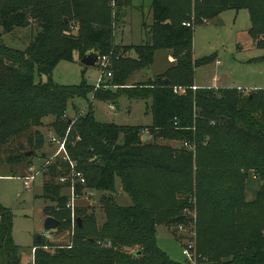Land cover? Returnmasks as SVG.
I'll return each instance as SVG.
<instances>
[{
    "label": "trees",
    "instance_id": "16d2710c",
    "mask_svg": "<svg viewBox=\"0 0 264 264\" xmlns=\"http://www.w3.org/2000/svg\"><path fill=\"white\" fill-rule=\"evenodd\" d=\"M109 1L0 0L4 33L34 24L37 28L24 52L5 46L0 35V161L11 167L30 165L45 144L40 128L51 117L55 136L66 139V151L86 180L78 185V194L86 189L115 193L119 179L132 202L120 206L109 198L102 226L86 207H78L71 244L49 245L46 251L45 239L37 238L35 264H192L187 259L173 261L157 245L156 234L160 226L190 227L186 212L193 209L194 199L199 218L197 264H224V259L231 264H264V187L254 202H248L244 185L252 173L264 180V90L246 94L225 89L223 99L212 89H194L195 68L201 63L194 60L195 28L184 25L198 26L204 19L209 23L227 10L247 11L250 36L264 49V0H153L151 41L136 47L135 57L113 42L116 19ZM113 2L115 8L123 5L122 0ZM72 24L78 26V35L71 34ZM93 48L111 63L104 72L112 76L100 88L115 87L130 98L152 96V126L101 124L92 115H78L71 125L72 99L94 93L108 100L110 92L36 82V67L40 74H51L61 61L73 62L77 54L82 60ZM159 50L171 52L174 66L154 80L128 86L133 73L153 65ZM197 106L208 109L207 120L199 123L201 137L194 124ZM146 132L153 143L143 142ZM158 140L203 144L195 157L187 147L161 146ZM42 171L50 178L44 198L55 204L45 208V217L59 220V229L71 230V210L66 207L70 184L59 183V178L70 177V164L54 157ZM223 232L227 237L218 239ZM99 241H111L112 247H102ZM127 247L138 250L128 254ZM0 264H23L13 238V216L2 205Z\"/></svg>",
    "mask_w": 264,
    "mask_h": 264
},
{
    "label": "rangeland",
    "instance_id": "374dc122",
    "mask_svg": "<svg viewBox=\"0 0 264 264\" xmlns=\"http://www.w3.org/2000/svg\"><path fill=\"white\" fill-rule=\"evenodd\" d=\"M109 2L113 10V18L116 19L113 42L115 46L129 48L131 50L129 55L135 57L136 47L150 43V29L154 22L153 0H122L123 5L119 8H115L113 0ZM116 13L117 17H115ZM206 21L204 19L198 26L193 23L194 60L201 63L195 68V85L201 89H212L214 93L221 94L223 99L225 89L245 91L246 94L264 90V49H259L250 36L249 13L227 10L209 23H205ZM36 31L34 24L26 29H16L13 34H7L0 25V35L4 45L20 52L28 48ZM78 33V26L72 24L71 34L78 35ZM169 56L172 54L168 50L157 51L153 65L133 73L127 80L128 86L135 87L138 83H146L164 74L174 66L175 60L169 59ZM78 57L77 54L73 62L61 61L51 74H40L38 67L35 68L36 82H53L58 86L66 87L86 85L96 87L95 90L98 91L103 90L104 93L110 92L112 99L108 100L96 98L94 93H89L85 98L72 99L68 108L69 124L72 125L74 122L72 120L78 115H92L98 123L114 124L120 127H150L154 124L152 96L146 99L130 98L120 94L115 87L100 88L101 84L109 79V77H103L101 68L103 66L100 62L96 67L84 66ZM109 65H111L110 61ZM207 111V108L199 106L197 110H193L196 128L194 129L200 137L204 133L199 132V123L204 117L207 120ZM53 121L51 117L47 118L45 126L40 128L45 137V144L33 157L30 165L11 167L0 161V205L9 210L13 216V238L21 249L23 264H35L36 249L33 247L38 237H44L42 245L48 251L49 245L57 247L70 245L75 236L77 217L74 223L72 222L71 230L59 229L49 235L44 228L47 219L44 210L47 206H55L50 200L44 198V185L50 178L42 171L47 159L53 158L58 151L57 145L49 143V137L55 136L54 129L49 125ZM144 135L148 136L145 137L144 143H153V137L149 132ZM157 142L161 146L186 147L185 142L176 140H158ZM202 144L203 142L194 145L195 157L197 147ZM32 165L33 170L30 168ZM37 171L40 174L36 176L30 187H25L26 178L33 176ZM253 175L254 173L244 183L248 202H254L264 187V180ZM70 192L69 188V195ZM109 198L120 206L132 205L130 197L122 191L119 179L115 193L95 192L91 200H81L76 204L77 208L86 207L87 212L93 214L98 225L102 226L106 222L104 208L107 202H110ZM186 215L188 220H191L190 227L183 226V229L180 227L177 230L176 227L160 226L156 234L157 245L177 263L185 262L186 257L183 252L187 244L195 242V246L197 245L196 225L199 220L197 199L193 200V209L186 212ZM226 233L218 235V239L226 238ZM99 245L112 247L111 241H99ZM124 250L128 254H135L138 249L127 247ZM224 261V264H231L228 259Z\"/></svg>",
    "mask_w": 264,
    "mask_h": 264
},
{
    "label": "built area",
    "instance_id": "2783aa9c",
    "mask_svg": "<svg viewBox=\"0 0 264 264\" xmlns=\"http://www.w3.org/2000/svg\"><path fill=\"white\" fill-rule=\"evenodd\" d=\"M184 25L186 26H194V24L191 23H184ZM100 64L103 66L101 67L103 69V75L107 76V77H111L112 75L110 73H105L104 71H106V69L109 67V58L107 56H103V57H99V61ZM100 86V85H99ZM195 89V88H194ZM197 89V88H196ZM49 143L51 144H55L58 146V151L57 153L54 155V157H59L60 155H62V159L65 162H69L70 164V168L72 170L70 177H61L59 178V183L60 184H70V199L67 203V208L69 210H71L72 212V220L73 223L76 220V208H77V204L78 202H80L81 200H91L94 196H95V192L92 190H84V195H79L77 192V188L78 185H85L86 184V180L83 176V174L79 171H77L76 168V164L75 162H72L67 151H66V139L64 140H59L56 136H50L49 137ZM185 146L190 148L191 150H195V146L193 144H190L188 142H185ZM53 157V158H54ZM48 164V163H47ZM33 170V168H32ZM41 172V171H39ZM40 174L37 173L33 174V176L26 178V180L24 181V185L25 187H30L31 183L35 180L36 176ZM181 229H183L181 227ZM47 234H51V232H47ZM184 256L186 257L187 260H189L192 264H197L198 262V257H197V251H196V246H195V242H191L189 244L186 245V247L184 248Z\"/></svg>",
    "mask_w": 264,
    "mask_h": 264
},
{
    "label": "water",
    "instance_id": "95a60500",
    "mask_svg": "<svg viewBox=\"0 0 264 264\" xmlns=\"http://www.w3.org/2000/svg\"><path fill=\"white\" fill-rule=\"evenodd\" d=\"M99 57H100L99 51L97 49L93 48L89 52L86 53V55L81 60V63L87 67H96V66H98ZM145 137H148V136L144 135L143 141H145ZM32 154H33L32 152L27 153L26 157H30ZM78 222H79V225L81 226V224H82L81 221L78 220ZM60 226H61V222L55 218L48 217L45 220L44 228L47 232H53L55 230H58L60 228ZM43 239H44V237H38V240H43Z\"/></svg>",
    "mask_w": 264,
    "mask_h": 264
},
{
    "label": "crops",
    "instance_id": "0c3cea01",
    "mask_svg": "<svg viewBox=\"0 0 264 264\" xmlns=\"http://www.w3.org/2000/svg\"><path fill=\"white\" fill-rule=\"evenodd\" d=\"M150 41H151V37H150ZM150 41H149V42H150ZM169 59H171V60H173V61L175 60V59H174L172 56H169ZM195 87H196V88H198V86H197V85H196ZM30 168H31V170H32V168H33V165H32ZM29 174H30V173H29Z\"/></svg>",
    "mask_w": 264,
    "mask_h": 264
}]
</instances>
